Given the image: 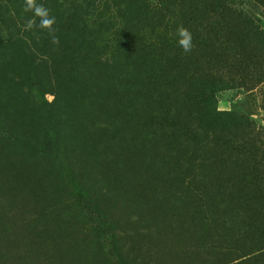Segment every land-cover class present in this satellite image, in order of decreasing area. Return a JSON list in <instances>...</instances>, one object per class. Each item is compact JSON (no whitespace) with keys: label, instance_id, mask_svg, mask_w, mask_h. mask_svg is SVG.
Masks as SVG:
<instances>
[{"label":"rangeland","instance_id":"obj_1","mask_svg":"<svg viewBox=\"0 0 264 264\" xmlns=\"http://www.w3.org/2000/svg\"><path fill=\"white\" fill-rule=\"evenodd\" d=\"M37 3L58 45L0 0V264H264V0Z\"/></svg>","mask_w":264,"mask_h":264},{"label":"clouds","instance_id":"obj_2","mask_svg":"<svg viewBox=\"0 0 264 264\" xmlns=\"http://www.w3.org/2000/svg\"><path fill=\"white\" fill-rule=\"evenodd\" d=\"M24 11L33 13V17L25 25L26 29L38 27L41 30H45L51 38V43L59 44V38L54 27L55 16L50 14V10L44 4L37 3V0H25ZM36 18H39V24L36 23ZM175 35L177 37V45L183 52H190L193 48L191 32L183 25H178Z\"/></svg>","mask_w":264,"mask_h":264}]
</instances>
